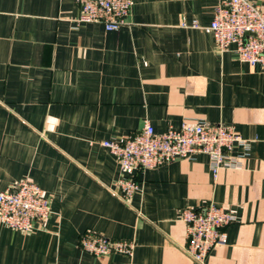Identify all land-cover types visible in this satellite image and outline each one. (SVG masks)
<instances>
[{"label": "crops", "instance_id": "0c3cea01", "mask_svg": "<svg viewBox=\"0 0 264 264\" xmlns=\"http://www.w3.org/2000/svg\"><path fill=\"white\" fill-rule=\"evenodd\" d=\"M219 1L132 0L106 31L75 24L78 0H0V190L29 179L51 198L33 230L0 223V264H196L180 213L210 203L236 220L205 264H264V69L219 52L201 27ZM185 119L233 126L250 143L233 149L240 166L214 177L196 153L138 171L124 200L101 141ZM86 232L133 240V254L86 252Z\"/></svg>", "mask_w": 264, "mask_h": 264}, {"label": "built area", "instance_id": "2783aa9c", "mask_svg": "<svg viewBox=\"0 0 264 264\" xmlns=\"http://www.w3.org/2000/svg\"><path fill=\"white\" fill-rule=\"evenodd\" d=\"M78 4L75 24L100 23L106 31H114L124 24L132 0H78ZM193 26L199 27L196 22ZM201 27L212 34L219 52L232 50L240 61L264 69V10L260 4L253 0H221L215 6L211 22ZM249 144L231 125L188 119L178 128L170 127L164 132L155 131L150 121L145 120L136 134L101 141L118 159L115 190L124 200L140 188L135 178L138 171L203 153L208 156L209 169L216 177L221 168L239 167V159L247 154ZM236 146L242 147L243 154H233ZM50 213L51 198L34 181L23 179L0 190V223L8 228L33 230ZM180 219L186 225L183 252L196 264H205L209 252L225 244V228L236 217L228 208L210 203L202 208L181 210ZM78 246L96 256L118 252L131 257L135 242L86 232L80 236Z\"/></svg>", "mask_w": 264, "mask_h": 264}]
</instances>
